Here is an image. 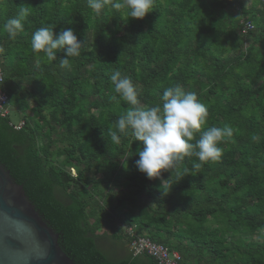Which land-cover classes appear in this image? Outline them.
<instances>
[{"label":"trees","instance_id":"16d2710c","mask_svg":"<svg viewBox=\"0 0 264 264\" xmlns=\"http://www.w3.org/2000/svg\"><path fill=\"white\" fill-rule=\"evenodd\" d=\"M21 6L30 15L13 39L3 25ZM243 19L254 26L246 35ZM49 25L54 35L73 28L84 41L70 69L59 66L62 51L52 62L32 51V34ZM0 70L9 106L22 115L18 129L10 114L0 117V163L75 264H156L145 254L111 257L123 240L131 243L129 227L183 264H264V7L257 0H154L143 19H127L110 2L97 15L87 0H0ZM115 70L131 78L145 107L177 84L195 92L208 116L191 143L210 127L232 128L217 145L220 158L185 156L172 173L148 179L136 167L143 143L109 135L129 108L114 93ZM113 220L123 227L105 253L99 242L107 233L99 232Z\"/></svg>","mask_w":264,"mask_h":264},{"label":"clouds","instance_id":"9594fccd","mask_svg":"<svg viewBox=\"0 0 264 264\" xmlns=\"http://www.w3.org/2000/svg\"><path fill=\"white\" fill-rule=\"evenodd\" d=\"M109 2L112 9L122 10L127 19L145 18L154 4V0H87L88 7L97 15ZM29 15V7L21 6L16 16L3 25V30L14 39L17 33L24 31V22ZM53 29L51 25L42 26L32 34V51L43 52L48 62L55 61L57 52L62 51L65 56L60 58L59 66L70 69L71 58L80 55L84 41L78 39L73 28H64L58 35H54ZM109 79L114 93L129 105L116 121L117 130L110 131L109 135L116 143L120 142L121 135H131L143 143V147L137 150L136 167L148 179L158 178L162 170L172 173L177 169V161L185 156L195 155L200 162L220 158L222 149L217 145L225 137L232 136V128L210 127L201 133L195 144L191 143L194 133L206 123L208 116L206 106L199 102L195 92L186 91L177 84L164 89L160 97L162 103L145 107L138 98V87L129 76L115 70ZM200 167L201 163L194 164V168Z\"/></svg>","mask_w":264,"mask_h":264},{"label":"water","instance_id":"95a60500","mask_svg":"<svg viewBox=\"0 0 264 264\" xmlns=\"http://www.w3.org/2000/svg\"><path fill=\"white\" fill-rule=\"evenodd\" d=\"M110 238L99 242L108 252ZM112 249L111 254H114ZM118 260L127 258L118 253ZM0 264H75L61 250L58 235L48 226L0 163Z\"/></svg>","mask_w":264,"mask_h":264},{"label":"built area","instance_id":"2783aa9c","mask_svg":"<svg viewBox=\"0 0 264 264\" xmlns=\"http://www.w3.org/2000/svg\"><path fill=\"white\" fill-rule=\"evenodd\" d=\"M258 5L264 7V0H257ZM240 32L246 35L253 30L254 26L248 20L243 19L240 25ZM3 75L0 70V117H6L9 115V99L2 89ZM18 128V127H16ZM125 234L128 237H134L129 244L134 256L145 254L152 258L156 264H183L181 256L174 251H170L167 247L154 243L146 237H136L135 231L132 227L124 229Z\"/></svg>","mask_w":264,"mask_h":264},{"label":"rangeland","instance_id":"374dc122","mask_svg":"<svg viewBox=\"0 0 264 264\" xmlns=\"http://www.w3.org/2000/svg\"><path fill=\"white\" fill-rule=\"evenodd\" d=\"M226 1V0H225ZM248 42V41H247ZM24 87H26V84H24ZM10 111H9V114H10V120H11V123L14 124V126L20 128L22 126V115L21 113L18 111V108L16 105H12V106H9L8 108ZM29 113V112H28ZM17 128V129H18ZM70 173L72 175H75L76 174V171L74 169H70ZM93 177H96V176H93ZM102 188V187H101ZM116 191V190H115ZM112 222L113 223V227L112 229L108 228L105 224L102 226V229L100 230L99 234L103 233V232H106L107 233V238L110 236V234H112V232H116L117 230H122V225L119 224V222H117V220H113ZM254 239L256 240V237H254ZM119 254V253H118ZM121 255V254H119Z\"/></svg>","mask_w":264,"mask_h":264},{"label":"crops","instance_id":"0c3cea01","mask_svg":"<svg viewBox=\"0 0 264 264\" xmlns=\"http://www.w3.org/2000/svg\"><path fill=\"white\" fill-rule=\"evenodd\" d=\"M121 246L122 247L119 250V254H121V256H127V257L133 256L129 243H127V242H125V240H123L121 242Z\"/></svg>","mask_w":264,"mask_h":264}]
</instances>
